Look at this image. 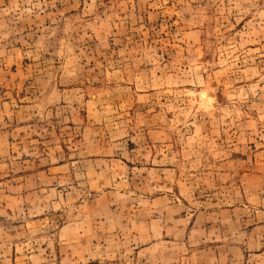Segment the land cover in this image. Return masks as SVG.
<instances>
[{"label":"rangeland","instance_id":"obj_1","mask_svg":"<svg viewBox=\"0 0 264 264\" xmlns=\"http://www.w3.org/2000/svg\"><path fill=\"white\" fill-rule=\"evenodd\" d=\"M0 264H264V0H0Z\"/></svg>","mask_w":264,"mask_h":264},{"label":"bare ground","instance_id":"obj_2","mask_svg":"<svg viewBox=\"0 0 264 264\" xmlns=\"http://www.w3.org/2000/svg\"><path fill=\"white\" fill-rule=\"evenodd\" d=\"M203 98L206 100V103H210V100L208 99V97H207V94L205 93V94H203Z\"/></svg>","mask_w":264,"mask_h":264}]
</instances>
